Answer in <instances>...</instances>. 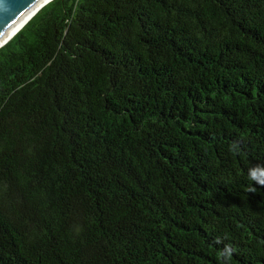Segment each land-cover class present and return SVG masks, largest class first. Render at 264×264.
<instances>
[{
	"label": "trees",
	"instance_id": "16d2710c",
	"mask_svg": "<svg viewBox=\"0 0 264 264\" xmlns=\"http://www.w3.org/2000/svg\"><path fill=\"white\" fill-rule=\"evenodd\" d=\"M257 165L264 0H52L0 47V264H264Z\"/></svg>",
	"mask_w": 264,
	"mask_h": 264
},
{
	"label": "water",
	"instance_id": "95a60500",
	"mask_svg": "<svg viewBox=\"0 0 264 264\" xmlns=\"http://www.w3.org/2000/svg\"><path fill=\"white\" fill-rule=\"evenodd\" d=\"M52 0H48L42 5V0H0V40L4 32L18 20L29 13L33 8L38 7L32 11L26 20L20 24V26L2 42L3 46L8 42L44 5ZM3 39V38H2Z\"/></svg>",
	"mask_w": 264,
	"mask_h": 264
},
{
	"label": "clouds",
	"instance_id": "9594fccd",
	"mask_svg": "<svg viewBox=\"0 0 264 264\" xmlns=\"http://www.w3.org/2000/svg\"><path fill=\"white\" fill-rule=\"evenodd\" d=\"M235 151V146L233 148ZM249 178L253 180L256 184L260 186H264V166L257 165L253 168L249 169ZM234 253V249L231 245H225L223 250L221 251V259L225 261V264H227V261L232 257Z\"/></svg>",
	"mask_w": 264,
	"mask_h": 264
},
{
	"label": "bare ground",
	"instance_id": "6f19581e",
	"mask_svg": "<svg viewBox=\"0 0 264 264\" xmlns=\"http://www.w3.org/2000/svg\"><path fill=\"white\" fill-rule=\"evenodd\" d=\"M46 1H48V0H42V2L40 3L41 5L43 4V3H45ZM39 6V5H38ZM37 6V7H38ZM37 7H35V8H33L32 10H30V12L29 13H27L28 15L32 12V11H34ZM27 14H25V16L24 17H22L20 20H18L16 23H14L13 25H11L5 32H4V34H3V36L1 37V40H0V45L2 44V42L4 41V40H6V38L7 37H9L19 26H20V24H22V22H24L25 20H26V18L28 17V15ZM3 38V39H2Z\"/></svg>",
	"mask_w": 264,
	"mask_h": 264
}]
</instances>
